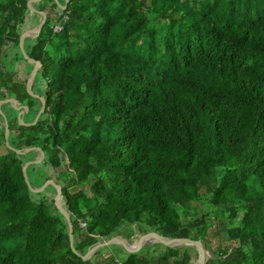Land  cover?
Wrapping results in <instances>:
<instances>
[{"label":"trees","instance_id":"trees-1","mask_svg":"<svg viewBox=\"0 0 264 264\" xmlns=\"http://www.w3.org/2000/svg\"><path fill=\"white\" fill-rule=\"evenodd\" d=\"M27 1L0 0V101L34 119L30 58L44 110L24 125L0 107V264H198L190 244L81 257L149 232L199 239L204 264H264V0H40L22 51ZM39 150L28 179L58 186L80 255L53 184L25 182Z\"/></svg>","mask_w":264,"mask_h":264},{"label":"water","instance_id":"water-1","mask_svg":"<svg viewBox=\"0 0 264 264\" xmlns=\"http://www.w3.org/2000/svg\"><path fill=\"white\" fill-rule=\"evenodd\" d=\"M36 1H40V0H28L27 1V5L30 9L31 12H37L39 13L40 15V21L38 22V24L33 27L29 32H26L24 33L20 39H19V47L20 49L23 51V41H24V38L25 37H34L37 35L38 31L41 29L43 23H44V20H45V14L42 12V11H39L37 9H35L33 6H32V3L33 2H36ZM66 3V1H65ZM62 8L65 7V4H63L61 6ZM24 53V52H23ZM24 57L27 59L28 56L24 53ZM28 62H31V63H34V67L30 70V73H29V79H28V82H27V90L28 92L33 95V96H38L40 101H41V107L39 109V111L36 113L35 117H34V120L32 122H23L22 120V115L23 113L27 110V106L26 105H15L14 104V101L12 98H5L3 100L0 101V107L3 103H6V102H10V104L16 108H19L22 107V110H20L19 114H18V119H19V122L24 124V125H28V124H33L36 122L37 118L39 117L40 113L43 112L44 110V101L42 99L41 96L35 94L33 91H32V83H33V80H34V74H35V71L40 67V61H37V60H34V59H30L28 58ZM1 111V110H0ZM4 124H5V131H4V141L5 143L8 145V142H7V138H8V134H9V131H8V127H7V123H6V120L4 119ZM34 147H28L24 150H20V149H15L17 152H29L31 150H33ZM43 156V152L41 150H39V154L36 155L32 160L30 161H27L24 166L22 167V173H23V176H24V179H25V182L28 184V186L34 190V191H40L43 189L44 186H46V184H53L55 190H56V194H57V199H56V204H57V207L59 209V211L62 213V215L64 216L66 222H67V225H68V237H69V244H70V247L72 248V250L80 255L73 247V235H72V223L70 221V218L68 216V214L64 211V209L62 208L61 206V199H62V194L60 193L59 191V188L58 186L53 182V181H47L45 182L41 187H32L31 184H30V181L28 179V176H27V173H26V169L28 167V165L30 164H36L38 163L41 158ZM150 241H157V242H161V243H164V244H167L169 246H177V245H181V244H190V245H193L196 250L198 251V264H204V261H205V252H204V248L201 244V241L199 239H191V238H179V239H176V240H169L167 239L165 236L159 234V233H156V232H149L147 234H145L143 237L139 238V239H136L134 240L133 242H129L127 240V238H125L122 234H116L114 235L112 238L110 239H106V240H103V241H100L98 242L96 245H94L92 248H89L85 254L81 255V257L83 259H87V258H90L93 253L99 248V247H102L104 245H110V244H120V245H123L129 249H132V250H136V249H139L141 248L142 246H144L147 242H150Z\"/></svg>","mask_w":264,"mask_h":264},{"label":"rangeland","instance_id":"rangeland-1","mask_svg":"<svg viewBox=\"0 0 264 264\" xmlns=\"http://www.w3.org/2000/svg\"><path fill=\"white\" fill-rule=\"evenodd\" d=\"M64 1V0H63ZM63 4L61 3V6H62ZM24 67V68H23ZM26 68L28 69L29 68V65H22V66H20V67H18V70L16 71V73L14 74V77L16 78V79H19V80H22L23 79V76L24 75H26ZM24 71H25V73H24ZM22 74H24V75H22ZM13 77V78H14ZM36 94V93H35ZM20 112V111H19ZM19 112H18V114H19ZM18 114H17V116H18ZM32 114H33V106H31L30 108H29V110L28 111H26V112H24L23 113V116H22V118H23V122H32L33 120H31V116H32ZM22 124V123H21ZM34 124V123H33ZM1 151L2 152H5L6 151V149L5 148H1ZM29 153L30 152H27V153H25V155H29ZM36 156V155H35ZM57 170H59V169H57ZM31 180H32V182H33V184H35V185H37L38 183H37V181H38V179H37V177H31ZM48 181H51V180H48ZM47 182V181H46ZM45 183V182H44ZM44 183H42L41 185H38V186H36V187H41ZM48 185H50V184H46V186H44L43 187V189L42 190H40V191H43ZM48 188V187H47ZM56 204V203H55ZM208 204H205V205H202V206H200V207H196L195 209H193L194 210V212L196 213V215H201V214H203V213H205L206 211H211V208H213V207H209V206H207ZM56 206H57V204H56ZM208 220H210V218H207ZM129 226V225H128ZM226 233H225V230H222L220 233H219V235L217 236V235H211L210 236V241H213V242H215V240H218L219 242H221L222 244H225L226 243V235H225ZM209 239V238H208ZM215 239V240H214ZM160 244H162L161 242L159 243V242H155V241H150L147 245H145V246H142L141 248H139V249H136V250H132V249H129V248H123V247H121L119 244H111V245H109L108 246V249H110L111 251H114V252H117L119 255H121V253H124V254H127V253H133V252H140V253H144V254H146L147 256H150V255H152V252H153V250L154 249H156V245H158V246H161ZM216 248V245H213L212 247H211V250H214ZM114 249V250H113ZM105 252V254L107 255V254H110L109 253V251H104ZM206 253V252H205Z\"/></svg>","mask_w":264,"mask_h":264},{"label":"built area","instance_id":"built-area-1","mask_svg":"<svg viewBox=\"0 0 264 264\" xmlns=\"http://www.w3.org/2000/svg\"><path fill=\"white\" fill-rule=\"evenodd\" d=\"M61 28V26L60 25H56V26H54V29L55 30H59ZM80 224H84L83 222H80Z\"/></svg>","mask_w":264,"mask_h":264},{"label":"crops","instance_id":"crops-1","mask_svg":"<svg viewBox=\"0 0 264 264\" xmlns=\"http://www.w3.org/2000/svg\"><path fill=\"white\" fill-rule=\"evenodd\" d=\"M34 27H35V26H34ZM25 38H26V37H25ZM25 38H24V39H25ZM21 65H23V64H21ZM23 68H24V67H23ZM29 73H30V72H29ZM22 116H23V115H22ZM22 120H23V119H22ZM37 155H38V154H37Z\"/></svg>","mask_w":264,"mask_h":264}]
</instances>
